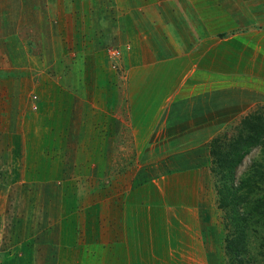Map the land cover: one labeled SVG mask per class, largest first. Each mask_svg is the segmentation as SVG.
Returning a JSON list of instances; mask_svg holds the SVG:
<instances>
[{"label":"crops","instance_id":"crops-1","mask_svg":"<svg viewBox=\"0 0 264 264\" xmlns=\"http://www.w3.org/2000/svg\"><path fill=\"white\" fill-rule=\"evenodd\" d=\"M107 2L117 15L88 23L112 32L89 35L70 2L44 17L43 0H0V164L63 155L84 192L107 187L82 264H224L210 144L264 105V0ZM41 19L30 55L23 27Z\"/></svg>","mask_w":264,"mask_h":264},{"label":"rangeland","instance_id":"rangeland-1","mask_svg":"<svg viewBox=\"0 0 264 264\" xmlns=\"http://www.w3.org/2000/svg\"><path fill=\"white\" fill-rule=\"evenodd\" d=\"M57 1L58 8H55V2ZM107 1L56 0L53 3V0H43L45 7L48 4L53 7V11L43 10L42 16L48 17L47 13L52 16H65L63 13L65 11L61 8L64 6L69 7V5L72 8L75 6L76 18L87 23V26L75 25L73 29L76 32H84L85 29L88 31L87 34L94 35L93 28H96V31L99 30L101 33L108 31L110 34L112 30L105 24L106 22L100 23L97 27L88 23L92 19V22L95 23L94 19L102 18L103 13L113 15V17L117 15L118 11L114 10L116 8H111ZM68 2L70 3L67 4ZM115 2H119L123 6L126 3L125 0H115ZM122 11L125 13L126 9L123 8ZM37 22L35 25L23 27L24 38H26L25 50H28L30 55L37 53V44L39 45L42 41L48 40L47 33L50 27L43 25V19ZM88 37H86V40ZM90 45L91 42L83 43L81 45L82 50L85 46ZM14 50L13 48V54ZM113 52H116L117 55L114 56ZM0 53V79H2L8 75H6L7 67L3 62L5 57L2 51ZM107 54L112 64H116L115 79L121 81L122 75H124L123 69H121L122 65L119 62L123 59L121 53L119 54L112 49ZM11 62L8 65L17 64L14 58H11ZM34 75L35 72L32 73V76ZM18 108H23V105ZM258 109L264 111V105H258L250 113L258 111ZM250 113H247V115ZM243 117L217 136L225 132L231 133ZM31 146L32 144L26 148L31 149ZM34 156L37 158L38 163L33 161ZM34 156L29 161L27 158L28 152L27 156L20 158L21 160L14 157V155H9L8 160L10 163L0 164V264H82L84 244H90V241L99 235V231L91 230L90 232L91 228L87 225L85 216L87 213L90 215L91 211L97 215L96 211H99V202L102 200L98 193L107 191V187H93V190L86 189L84 192V186L82 185L84 177L81 175L83 172L74 169V172L70 173L65 171L61 165H58L62 157L63 162L61 163H65L64 165L67 166L63 155L58 158L52 155L48 158V161L55 162L54 164L50 163V165L39 161L40 158L43 160L41 154L40 156L34 154ZM259 162L264 163V146L261 149L254 150L244 159L242 165L236 170L234 186L237 187L243 173ZM58 173H61L62 179L57 175ZM211 175L217 218L224 231V245L225 233L227 234L225 225L228 222V216L225 211L217 207L218 198L215 189L217 178L213 173ZM81 180V184L77 185ZM88 187L90 188V186ZM95 234L97 235L95 236ZM248 249L250 250L247 255L248 258L245 259L248 264H264V231L258 230L251 235ZM224 264H229L227 258H225Z\"/></svg>","mask_w":264,"mask_h":264},{"label":"trees","instance_id":"trees-1","mask_svg":"<svg viewBox=\"0 0 264 264\" xmlns=\"http://www.w3.org/2000/svg\"><path fill=\"white\" fill-rule=\"evenodd\" d=\"M264 111L243 117L232 132L210 144L211 173L217 178V207L226 212L224 251L229 264H248L251 235L264 231V163H255L234 186L244 159L264 146Z\"/></svg>","mask_w":264,"mask_h":264},{"label":"built area","instance_id":"built-area-1","mask_svg":"<svg viewBox=\"0 0 264 264\" xmlns=\"http://www.w3.org/2000/svg\"><path fill=\"white\" fill-rule=\"evenodd\" d=\"M113 55H114V56H116V55H117V53H116V52H113Z\"/></svg>","mask_w":264,"mask_h":264}]
</instances>
